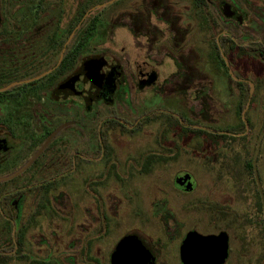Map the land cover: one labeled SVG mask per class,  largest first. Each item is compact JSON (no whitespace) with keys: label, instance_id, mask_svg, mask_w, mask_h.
<instances>
[{"label":"flooded vegetation","instance_id":"af4514ba","mask_svg":"<svg viewBox=\"0 0 264 264\" xmlns=\"http://www.w3.org/2000/svg\"><path fill=\"white\" fill-rule=\"evenodd\" d=\"M186 1L190 13L181 16L161 0H0V264H114L118 249L134 240L152 254L154 264H184L181 248L190 232L225 234L228 256L223 264H233L235 227L253 250L248 262L264 264V111L250 119L253 142L235 145L242 152L235 156V199L251 200L247 224H235V213L205 211L207 234L185 232L161 202L166 211L153 215H162L165 223L157 229H127L112 224L106 209L113 170L118 169L115 176L121 180L126 164L113 159L116 141L155 115L145 113L132 124L122 115L120 107L126 102L118 95L119 81L129 66L136 72V91L159 87L164 100L179 99V105L197 93L195 102L219 100L213 95L219 88L216 80L203 79L208 67L229 72L230 64L240 72L242 58H247L256 71H264V0ZM187 22L201 30L209 52L204 60L201 55L194 61L183 57L192 48L187 45ZM160 23L168 24L169 55L181 68L179 80L162 86L155 71L158 61L155 70L143 60L129 64L126 49L113 44L118 27L132 28L146 37V49L158 54ZM235 25L250 30L246 42L226 31ZM223 53L231 56L229 63ZM252 82L253 94L248 83L236 82L239 108L246 100L264 103V79ZM240 129L235 128V135L244 133ZM205 131L223 133L208 127ZM175 184L184 194L197 187L195 181L194 190L184 192ZM97 200L103 207L100 217L95 213ZM69 214L77 222H71ZM223 216L234 222L224 223ZM120 264H125L122 258Z\"/></svg>","mask_w":264,"mask_h":264},{"label":"rangeland","instance_id":"374dc122","mask_svg":"<svg viewBox=\"0 0 264 264\" xmlns=\"http://www.w3.org/2000/svg\"><path fill=\"white\" fill-rule=\"evenodd\" d=\"M161 1H168L173 5L176 15L184 16L190 13L189 3L186 0ZM185 25L190 31L188 38L190 44L187 43V45H191L192 48L187 49L183 57H186L188 61H194L199 60L201 55L204 60L203 57L206 56L203 54L209 52L204 49L203 35L199 26L195 22H187ZM128 26L130 25L127 24ZM158 26L163 32L158 42V54L154 53L151 48L148 51L146 37L141 33H136L132 28L118 27L113 35V44H116L118 48L126 49L123 53L127 55L129 64L135 63L136 60H143L149 63L150 69L157 68L155 71L159 74V85L162 86L179 80L180 78H176V76L181 68L169 55L171 47L169 38L171 36L168 32V24L160 23ZM174 29L179 32L178 27ZM228 29L233 31L237 37L243 36L242 42L247 41L250 33L247 26L238 27L235 25V29L227 27L226 31ZM219 31L220 29L216 32ZM181 35L177 36L180 37V40H182ZM156 47H158L157 44ZM223 56L229 63L228 59L230 60L231 56L224 53ZM242 60L240 72L235 69V66L229 64V77L224 74L223 70L216 72L210 67L204 69L203 79L205 82L216 80L219 86V88L215 87L213 92V95L220 96L219 100L209 98V100L204 99L202 103L195 102L197 98H200V94L197 93L196 95L191 94L192 98L182 99L181 103L185 100L188 101L185 105H179V99H175V103L164 100L159 87L146 89L143 92L136 91V72L130 66L127 68L126 74L119 81L118 95L125 98L126 102L124 107H120L122 115H127L130 124L148 112H155L154 114L159 117L145 125L137 134L132 135L127 132L126 137L116 141L117 148L114 153L116 155L113 159L121 160L126 164L122 167L124 172L121 175V180L115 176L118 169L113 168L115 173H113L114 177L110 183L111 200L106 208L112 219V224H123L127 229L140 226L150 229L155 225L157 229V224L161 225L165 221L162 215L155 217L154 211H166V208L173 213L177 223L183 224L182 231L185 232L196 229L202 234H207L205 211H225L227 216L235 213L236 217L239 215L240 218L239 221H236L234 216L235 224H247L245 215L248 213L251 200L238 196L235 199V156L239 153L242 156L241 149L235 145L253 142L255 131L250 119L254 120L257 114L263 115L264 103L258 105L255 104V101L246 100L241 103V108H239L235 97L236 82L248 83L253 94L255 84L252 81L253 79H264V71L258 69L256 71L257 67L253 66L249 59L242 58ZM157 61L158 65L156 66L154 63ZM195 76L194 78H197V75ZM196 85L200 88L203 84L199 80ZM172 86L170 84L168 89L171 90ZM256 90L259 91V88ZM183 106L187 113L184 112ZM242 110H245L243 120H245L246 130L243 131V134L235 135L236 141H227L231 145L228 148L225 146L227 144H221L217 148L212 147L209 143L198 138L191 137L182 140L176 134L168 132L171 125L169 119L181 120L182 116H185L193 124L199 122L198 126L203 129L208 127L220 132L235 130L242 126ZM151 154L161 155L170 158V160L167 163L153 164L152 167L147 166L144 160ZM146 166L149 168L145 171ZM182 179H189L193 184L196 181V190L190 194L180 192L176 188L175 181L179 183ZM161 202L165 204L166 208ZM96 207L95 213L99 216L103 208L99 204V200H97ZM69 215L71 222H77L76 216ZM228 220V217L223 216L224 223L234 222V220L230 222ZM96 223L101 222L98 220ZM241 234V231L235 227L233 233V258L235 260L233 259V264H250L248 259L254 253L252 249L243 244ZM258 255H263V253Z\"/></svg>","mask_w":264,"mask_h":264},{"label":"water","instance_id":"95a60500","mask_svg":"<svg viewBox=\"0 0 264 264\" xmlns=\"http://www.w3.org/2000/svg\"><path fill=\"white\" fill-rule=\"evenodd\" d=\"M245 115V112H244ZM201 128V127H197ZM206 130V129H205ZM56 131L46 142L43 150L58 134ZM41 150V152L43 151ZM40 152V153H41ZM39 153V154H40ZM25 169V168H24ZM23 169V170H24ZM6 178L3 180H9ZM177 187L184 192H192L194 184L189 179H182ZM225 234L220 236L205 237L198 232H190L181 248V256L184 264H223L228 256V244ZM121 258L125 264H154L152 254L141 244L140 240H134L121 246L116 252L115 263L120 264Z\"/></svg>","mask_w":264,"mask_h":264},{"label":"trees","instance_id":"16d2710c","mask_svg":"<svg viewBox=\"0 0 264 264\" xmlns=\"http://www.w3.org/2000/svg\"><path fill=\"white\" fill-rule=\"evenodd\" d=\"M197 1L199 2V0H197ZM218 60H220L222 63H224L219 52H218ZM224 74L229 77L228 71H224ZM241 116H242V114H241ZM158 117H159L158 115L157 116L156 115L151 116L145 122H143L139 127H137L134 131H130L131 133L130 132L129 133L132 135L137 134V132L142 130V128L146 124H148L149 121L157 119ZM241 119H242V117H241ZM182 120L185 123L191 124V126L190 127L185 126L180 122L179 119L171 118V120L169 119V123L171 121V125H170V130L168 131L170 133L174 132L182 140H185L186 138H191V137L192 138H198V139H202L205 142L209 143L212 147H217V146H220L221 144H224V145L227 144V145H225L227 148L231 146L230 143H227V141H229V140L230 141H236L237 140V138L235 137V133H233V132H235V130H232V129L225 130V131H223L222 134L215 135L213 133L205 131L202 128H197L199 122L193 124L189 120H187V118H185V116L184 117L182 116ZM241 122H242V124H241L242 126H241V129L239 131H244L246 125L244 124L243 120ZM207 137H210V138H207ZM145 159L148 160L147 166L150 165L151 167L153 164L167 163L170 160V158H165V157H162L161 155L157 156L155 154L148 155ZM147 166L144 168L145 171L147 170V168H149Z\"/></svg>","mask_w":264,"mask_h":264}]
</instances>
